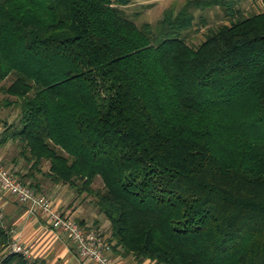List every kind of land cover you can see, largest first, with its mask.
<instances>
[{
  "label": "trees",
  "instance_id": "trees-1",
  "mask_svg": "<svg viewBox=\"0 0 264 264\" xmlns=\"http://www.w3.org/2000/svg\"><path fill=\"white\" fill-rule=\"evenodd\" d=\"M132 1L0 0L9 170L89 198L113 259L264 264V10L185 0L138 24ZM212 8L226 21L188 42ZM9 240L1 264H31Z\"/></svg>",
  "mask_w": 264,
  "mask_h": 264
},
{
  "label": "crops",
  "instance_id": "crops-1",
  "mask_svg": "<svg viewBox=\"0 0 264 264\" xmlns=\"http://www.w3.org/2000/svg\"><path fill=\"white\" fill-rule=\"evenodd\" d=\"M6 121L0 122V133ZM7 123H10L7 121ZM14 144L9 141L0 145V157L5 166L14 171L21 169V163H14ZM42 192L51 200L55 209L76 221H83L85 228L99 227L104 231L109 222L97 214L89 198L75 196L67 185L42 183ZM92 206V208H91ZM0 228L8 238L18 237L20 242L31 251L26 257L31 264L44 261L47 264H97L89 258L80 257L74 243L66 231L52 224L48 214L40 207H31L20 202L17 197L0 185ZM118 264H139L132 257L116 256ZM141 264H149L146 260Z\"/></svg>",
  "mask_w": 264,
  "mask_h": 264
},
{
  "label": "built area",
  "instance_id": "built-area-1",
  "mask_svg": "<svg viewBox=\"0 0 264 264\" xmlns=\"http://www.w3.org/2000/svg\"><path fill=\"white\" fill-rule=\"evenodd\" d=\"M0 185L14 194L22 203H28L31 207H40L49 216L52 224L64 229L75 245L76 253L80 257L89 258L97 264H118L111 255V247L101 229L83 228L75 219L65 216L55 209L50 198L44 194L35 192L28 185L23 184L5 166L0 157ZM1 220V215H0ZM6 253H20L30 256L31 251L23 245L18 237H12L5 246Z\"/></svg>",
  "mask_w": 264,
  "mask_h": 264
},
{
  "label": "rangeland",
  "instance_id": "rangeland-1",
  "mask_svg": "<svg viewBox=\"0 0 264 264\" xmlns=\"http://www.w3.org/2000/svg\"><path fill=\"white\" fill-rule=\"evenodd\" d=\"M184 2L185 0H133L130 4L120 6V8L126 18H129L138 24L145 21L155 23L163 16L166 10H177ZM237 4L245 12V14L264 10V3H262V0H238ZM194 13L196 16V23L193 28L187 32L186 36L187 41L193 44H197L202 40L203 33L207 27L216 26L219 23L226 21L225 16L218 8H212L202 12L200 10H195ZM201 17L205 19V25L201 23ZM1 97L2 95L0 94V98ZM17 112L18 110L15 107H4L0 105V122H13L17 116ZM72 192L74 193L73 190ZM82 196H79L78 199H81ZM85 197L86 196H84V198ZM108 229L104 232L101 229L105 236L109 234ZM114 260L117 262L116 259ZM148 262L149 264H154L151 261Z\"/></svg>",
  "mask_w": 264,
  "mask_h": 264
}]
</instances>
